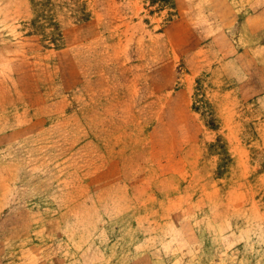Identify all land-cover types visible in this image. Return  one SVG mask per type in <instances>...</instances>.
I'll use <instances>...</instances> for the list:
<instances>
[{"label": "rangeland", "instance_id": "obj_1", "mask_svg": "<svg viewBox=\"0 0 264 264\" xmlns=\"http://www.w3.org/2000/svg\"><path fill=\"white\" fill-rule=\"evenodd\" d=\"M0 264H264V0H0Z\"/></svg>", "mask_w": 264, "mask_h": 264}]
</instances>
